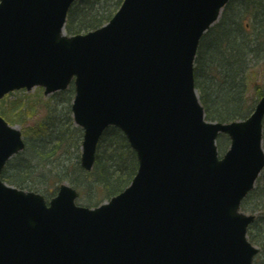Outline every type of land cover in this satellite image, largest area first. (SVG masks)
Instances as JSON below:
<instances>
[{
	"label": "water",
	"instance_id": "1",
	"mask_svg": "<svg viewBox=\"0 0 264 264\" xmlns=\"http://www.w3.org/2000/svg\"><path fill=\"white\" fill-rule=\"evenodd\" d=\"M75 0H0V99L73 81L80 163L115 126L138 160L123 192L89 209L62 184L49 205L0 179V264H252L240 202L264 168V96L243 121L204 120L193 79L203 33L230 0H124L104 26L67 36ZM230 147L219 159L215 140ZM24 148L0 116V174Z\"/></svg>",
	"mask_w": 264,
	"mask_h": 264
},
{
	"label": "trees",
	"instance_id": "2",
	"mask_svg": "<svg viewBox=\"0 0 264 264\" xmlns=\"http://www.w3.org/2000/svg\"><path fill=\"white\" fill-rule=\"evenodd\" d=\"M121 2H75L69 9L65 32L73 35L102 26L111 19ZM194 82L207 120L229 122L250 115L256 101L264 94V0H232L223 8L218 21L201 38L194 61ZM41 92L37 89L33 100L28 95L17 97L22 92H16L0 101V115L10 124H23L22 134L29 151L27 157L23 151L7 163L2 179L23 189L33 172L39 171L43 178H54L52 184L67 180L88 196L91 191H97V199H107L121 192L137 168L136 156L123 134L112 127L104 132L90 172L80 167L78 157L69 166H64L65 161L57 163L58 151L61 154L65 148L80 147L82 131L72 129L77 135L70 138L68 128L57 127L59 121L56 126L49 124L53 110L51 102L58 94L43 101ZM60 94L64 95L63 99L72 100L73 87ZM11 96L15 98L10 100ZM41 111L46 113L41 120L24 126ZM68 120L72 125L71 118ZM262 145L264 149V122ZM96 200L87 197L89 206L100 204L101 200ZM241 209L255 214L247 235L259 248L254 263L264 264V169L255 188L242 201Z\"/></svg>",
	"mask_w": 264,
	"mask_h": 264
},
{
	"label": "rangeland",
	"instance_id": "3",
	"mask_svg": "<svg viewBox=\"0 0 264 264\" xmlns=\"http://www.w3.org/2000/svg\"><path fill=\"white\" fill-rule=\"evenodd\" d=\"M36 88H33L31 91L29 92H26V91H22V93H18L16 96L17 97H26V95L28 96H31L30 99L33 100L34 96L36 95ZM41 94H42V100L45 101L46 99L50 98L51 96H53V94L51 95H44L43 94V90L41 89ZM58 94V96H56L54 98V100L51 102V108L53 109L52 112H50V115H51V118L52 120L50 121L49 124H54L55 123V126H56V123L59 121V125L57 127H60V128H63L65 130V128H68V130L71 131V136L70 134H68V136H70V138L72 136H76L77 133L74 132V128H78L74 125L73 123V120H72V113H71V109H70V106H71V102L72 100L70 99H63V96L62 94L60 93H56ZM15 98V96H11L9 99L10 100H13ZM39 99V98H38ZM69 110V112H68ZM44 115H46V113L44 111H41L38 115H36L34 118H29L27 121H26V124L24 125L25 127L26 126H29L30 124L32 123H35L36 121H39L41 120ZM69 118H71L72 120V125H70L69 123ZM14 127H16L18 130H20L21 132L23 131V124H20V123H15V124H10ZM52 130H53V127H52ZM221 138V137H220ZM221 140V141H220ZM226 139L225 138H221V139H217L216 143L218 145V148L219 146L221 145V149L219 148L220 152H221V155L223 154V152L228 148L229 146V140L227 138V145L226 144ZM224 148V149H223ZM68 150V151H67ZM25 152V155L27 157L29 151L27 150V147L25 146V149L23 150ZM66 151V152H65ZM65 152V153H64ZM23 153V152H22ZM80 153H81V149L80 147L77 148V149H67L65 148L61 154H59V151L57 152V154L59 155V157L56 160L57 163H61L63 161H65V165L64 166H69L71 163H74L77 161V157L79 158L80 157ZM19 155V154H18ZM79 160V159H78ZM65 167L63 168H60L59 171L63 170ZM46 174V173H45ZM54 178H43L41 176V173L39 171H34L33 174H32V177L29 178L28 182L25 184L23 190L25 191H33V192H36L38 194H41L42 196H44L46 198V200H49L50 198H52L53 196L56 195L57 193V190H58V187L61 185V184H65L71 188H73L78 196L75 200L76 204L77 205H80V206H87V207H92V206H89L88 203H87V197L89 198H92L94 200L97 199V195L99 194L97 191H91L89 193V195L91 196H88L87 194L83 193L81 190L80 187H77V186H74L72 185L69 181L67 180H64L62 182H59L57 184H52V180ZM109 198L107 199H104L103 197H99L95 202L97 201H100L99 203H103L105 201H107ZM248 213V212H246Z\"/></svg>",
	"mask_w": 264,
	"mask_h": 264
}]
</instances>
